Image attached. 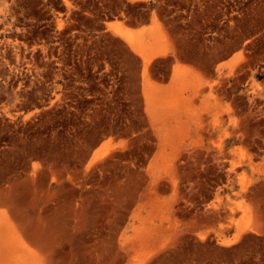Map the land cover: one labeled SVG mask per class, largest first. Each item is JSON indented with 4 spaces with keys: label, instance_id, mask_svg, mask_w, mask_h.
I'll list each match as a JSON object with an SVG mask.
<instances>
[{
    "label": "rangeland",
    "instance_id": "rangeland-1",
    "mask_svg": "<svg viewBox=\"0 0 264 264\" xmlns=\"http://www.w3.org/2000/svg\"><path fill=\"white\" fill-rule=\"evenodd\" d=\"M0 264H264V0H0Z\"/></svg>",
    "mask_w": 264,
    "mask_h": 264
},
{
    "label": "bare ground",
    "instance_id": "bare-ground-1",
    "mask_svg": "<svg viewBox=\"0 0 264 264\" xmlns=\"http://www.w3.org/2000/svg\"><path fill=\"white\" fill-rule=\"evenodd\" d=\"M108 26L111 28V29H114L119 35L123 36V37H127V31L123 28V26L120 24V23H108ZM131 42V40H130ZM131 44L133 45V42H131ZM144 76H145V73H144ZM101 149L97 150L92 158V160H95L97 158L100 157L101 155Z\"/></svg>",
    "mask_w": 264,
    "mask_h": 264
},
{
    "label": "crops",
    "instance_id": "crops-1",
    "mask_svg": "<svg viewBox=\"0 0 264 264\" xmlns=\"http://www.w3.org/2000/svg\"><path fill=\"white\" fill-rule=\"evenodd\" d=\"M149 26H151V24H147V25H140V26H134V27H131V29H133V30H135V31H140V30H142L144 27H149ZM228 60H225V61H222V62H220V63H225V62H227ZM203 75H205V76H208V74H203Z\"/></svg>",
    "mask_w": 264,
    "mask_h": 264
}]
</instances>
